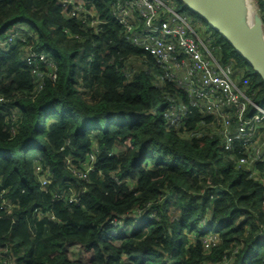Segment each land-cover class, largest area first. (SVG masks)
I'll return each instance as SVG.
<instances>
[{"label":"trees","instance_id":"1","mask_svg":"<svg viewBox=\"0 0 264 264\" xmlns=\"http://www.w3.org/2000/svg\"><path fill=\"white\" fill-rule=\"evenodd\" d=\"M61 9L55 0H0V37L29 23L37 34L32 47L50 55L56 73L34 85L17 48L0 50V95L7 99L0 101V264H264V187L235 168L242 149H222L220 131L210 128L214 117L188 106L160 68L155 77L157 60L130 45L118 24L108 18L93 34ZM204 24L215 58L246 81L241 87L254 101H264L261 78ZM63 27L78 35L70 49L53 36ZM179 97L186 116L169 121ZM15 105L22 109L16 120ZM89 153L96 180L73 173ZM38 166L51 179L45 188ZM73 186L77 202L67 196ZM210 231L219 241L205 248ZM37 243L61 249L36 256ZM70 246L85 259L71 258Z\"/></svg>","mask_w":264,"mask_h":264},{"label":"built area","instance_id":"2","mask_svg":"<svg viewBox=\"0 0 264 264\" xmlns=\"http://www.w3.org/2000/svg\"><path fill=\"white\" fill-rule=\"evenodd\" d=\"M62 7L61 13L74 20L81 28L98 33L108 18L120 26L125 40L153 56L158 64L152 67V74L157 77L160 68L177 88L186 94L187 105L194 107L201 114L211 115L215 122L210 126L220 131V145L224 151L232 152L234 148L242 149V156L235 158V168L251 172V176L264 187V106L254 101L233 77L234 68L219 62L200 38L192 17L188 12L177 8L174 0H100L108 9V15H102V9L95 0H55ZM98 1V0H97ZM255 1L259 7L255 6ZM252 13L260 18V37L264 42V0H247ZM36 32L27 22L16 23L14 28L0 37V50L16 47L20 56L21 68L30 70L34 75V85L43 84L44 75L56 78L55 65L44 49H34L31 45L36 40ZM67 39L78 38V35L67 27L55 32ZM41 66H44L41 67ZM43 69V70H41ZM47 73V74H46ZM0 95V101L4 102ZM169 114L180 113L186 116V105L181 97ZM22 109L17 106L10 110L15 118ZM15 124H11L14 131ZM94 154L89 153L82 161L81 167L73 168L79 178L89 179L95 172L92 166ZM73 166V165H72ZM37 178L41 188L51 181L50 176L38 166ZM70 201L77 202L75 190L68 189ZM73 192L71 193V191ZM264 197V191L262 192ZM10 202L5 200L4 203ZM0 205V208H3ZM42 216V213H38ZM49 217H53L49 215ZM203 224V220H201ZM204 247L209 248L218 243L217 232H207ZM204 264H219L209 263ZM220 264H228L225 260Z\"/></svg>","mask_w":264,"mask_h":264},{"label":"water","instance_id":"3","mask_svg":"<svg viewBox=\"0 0 264 264\" xmlns=\"http://www.w3.org/2000/svg\"><path fill=\"white\" fill-rule=\"evenodd\" d=\"M180 1L214 30L264 83V42L260 37V18L246 12L245 0Z\"/></svg>","mask_w":264,"mask_h":264},{"label":"rangeland","instance_id":"4","mask_svg":"<svg viewBox=\"0 0 264 264\" xmlns=\"http://www.w3.org/2000/svg\"><path fill=\"white\" fill-rule=\"evenodd\" d=\"M198 17V16H197ZM198 19L202 22H200V24L203 26V28H205L206 27V29L207 30H209L208 28H207V26L204 24V22L201 20V18H199L198 17ZM204 24V25H203ZM211 32V31H210ZM199 34V33H198ZM210 34V33H209ZM200 36V35H199ZM201 38V37H200ZM57 40L59 41V44H61V46H63V47H66V48H68V49H70L71 47H73V42L70 40V39H67V38H65V37H63V36H60V35H57ZM210 45V47L212 48L213 47V45H212V43H210L209 44ZM213 49V48H212ZM80 52V51H79ZM78 52V54H77V56L78 55H80V53ZM129 63H133L135 66H137L138 65V62L135 60V59H129V61H128ZM151 69V68H150ZM152 70V69H151ZM155 73H158L157 71L155 72ZM255 101H257L259 104H261L262 106H264V101H262V100H255ZM175 117V114H171V115H169V117L167 118L169 121H171L173 118ZM49 122V120L47 121V123ZM35 153H33V151H31V152H28L27 153V160L29 161V162H32V160H33V155H34ZM65 156H67L68 157V152H67V150H65ZM226 160V157L224 156V161ZM89 179H91V180H96V175L94 174V173H90L89 174ZM72 189L73 190H75L74 189V186L72 187ZM73 190L71 191V193L73 192ZM175 208H174V206H169V210L172 212L173 210H174ZM130 228V227H129ZM120 229V227H118V228H113V231L112 232H114V233H118L119 230ZM129 231L130 230H127V232H125V231H123V232H119V234H122V236H125V235H127V234H129ZM118 240H116L115 242H117ZM60 247L59 246H55V245H53V244H50V243H46L45 245L43 244V243H37L36 244V252H35V255L36 256H40L41 254H43L44 252H48V253H50V254H54V253H57V252H59L60 251ZM77 251V248H76V246H70V247H68V249H67V252L70 254V257L71 258H77V259H85V257H84V255H83V252H80L79 254L80 255H77L75 252ZM166 264H175V262H173V261H171V262H167Z\"/></svg>","mask_w":264,"mask_h":264},{"label":"crops","instance_id":"5","mask_svg":"<svg viewBox=\"0 0 264 264\" xmlns=\"http://www.w3.org/2000/svg\"><path fill=\"white\" fill-rule=\"evenodd\" d=\"M200 22L201 21L199 19H194L195 27L198 28V33H199L200 37L204 40L205 39L204 37H206L205 32H204V30L206 29V27L203 28V26L200 24ZM208 33H210V31ZM207 36H208V34H207Z\"/></svg>","mask_w":264,"mask_h":264},{"label":"bare ground","instance_id":"6","mask_svg":"<svg viewBox=\"0 0 264 264\" xmlns=\"http://www.w3.org/2000/svg\"><path fill=\"white\" fill-rule=\"evenodd\" d=\"M245 4H246V12H247L248 14H251V13H252L251 8H250V6H249V4L247 3L246 0H245Z\"/></svg>","mask_w":264,"mask_h":264}]
</instances>
